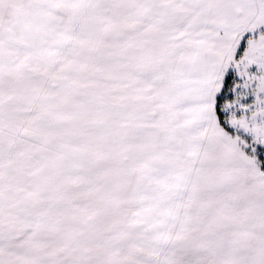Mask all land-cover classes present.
I'll list each match as a JSON object with an SVG mask.
<instances>
[{"label":"snow or ice","instance_id":"obj_1","mask_svg":"<svg viewBox=\"0 0 264 264\" xmlns=\"http://www.w3.org/2000/svg\"><path fill=\"white\" fill-rule=\"evenodd\" d=\"M0 264H264V0H0Z\"/></svg>","mask_w":264,"mask_h":264}]
</instances>
